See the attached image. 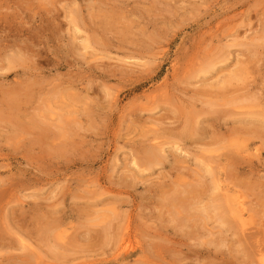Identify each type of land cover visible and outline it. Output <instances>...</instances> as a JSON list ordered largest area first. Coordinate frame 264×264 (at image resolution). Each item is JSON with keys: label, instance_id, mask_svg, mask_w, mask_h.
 Masks as SVG:
<instances>
[{"label": "rangeland", "instance_id": "374dc122", "mask_svg": "<svg viewBox=\"0 0 264 264\" xmlns=\"http://www.w3.org/2000/svg\"><path fill=\"white\" fill-rule=\"evenodd\" d=\"M258 243L264 0H0V264H256Z\"/></svg>", "mask_w": 264, "mask_h": 264}, {"label": "bare ground", "instance_id": "6f19581e", "mask_svg": "<svg viewBox=\"0 0 264 264\" xmlns=\"http://www.w3.org/2000/svg\"><path fill=\"white\" fill-rule=\"evenodd\" d=\"M71 114V113H70ZM257 151V150H256ZM212 169V168H211ZM210 169V170H211ZM208 172H210V171H208ZM213 174H214V176H215V173L213 172ZM212 175V174H211ZM198 182V181H197ZM188 183V182H187ZM218 183V182H217ZM217 183H215V185H216V189H218L219 191L218 192H221L219 195H217V197L218 198H216L217 199V203H218V205H219V209L222 211V209L224 210L223 212L225 213V210L227 211V213H228V218L227 219H225L224 217L225 216H227V214L225 215V216H222L221 218H220V216H219V219H218V217H217V221L218 220H223V218H224V220H226L225 222H228V224L230 225V227H231V230H232V234L233 235H236V236H238V238H239V243L240 244H243L244 242H247V241H249V240H252V239H254L255 238V233L254 234H252L251 232L249 233V232H246V228H245V226L247 225V222L244 220V214H243V211H244V203L242 202V200H241V197L239 196V195H236V194H230L229 193V190L227 189V188H223L222 186H220L219 184H217ZM192 184V183H191ZM198 184H201V182L200 183H197L196 185L195 184H193L194 186H193V188H196L197 187V185ZM177 185V184H176ZM183 185V184H182ZM189 185V184H188ZM179 186V185H178ZM177 186V187H178ZM191 186V185H190ZM196 186V187H195ZM180 187V186H179ZM198 187H200L199 185H198ZM177 190H178V188H176ZM184 189V191H185V188H183ZM197 189V188H196ZM196 189H194L193 191L195 192V194L196 193H198L199 192V190L197 191ZM200 189V188H199ZM179 190H180V188H179ZM179 190H178V192H179ZM189 190V189H188ZM188 190H187V192H183V194H185L186 193V195L188 194V197H191V195L188 193ZM197 191V192H196ZM173 192V191H172ZM174 194L172 195V196H176V194H175V192H173ZM180 193H181V191H180ZM180 193H178V194H180ZM191 194H192V192H191ZM194 194V195H195ZM190 195V196H189ZM180 197V200L179 201H181V203L185 200L184 199V195H183V201H182V199H181V195H179ZM192 196H193V194H192ZM197 196V195H196ZM173 198H175V199H177L178 198V196H176V197H173ZM174 199V200H175ZM199 198H197V200H198ZM215 198L213 199L214 201L216 200ZM170 200V199H169ZM189 201H190V204H189V207H187V206H185L183 203H182V206H184V207H186V209L190 212V211H195L196 209L198 210V209H200V211L201 212H204L205 210H207V209H209V210H211V211H213V209L212 208H215V207H212V208H210V207H203V206H205V205H203V206H199V204H200V200H198V202H196V201H193V202H191V198H189ZM185 202V201H184ZM221 202L222 203H224V205L226 206V209H224V207H222V204H221ZM176 202H174V207H176V204H175ZM214 203L215 202H213L212 204L214 205ZM105 204V203H104ZM103 204V205H104ZM210 204V203H209ZM208 204V205H209ZM211 204V205H212ZM171 206V205H170ZM178 206H179V204H178ZM197 206H199L200 208H198ZM216 208H218V207H216ZM222 208V209H221ZM172 209V208H171ZM218 209V210H219ZM196 210V211H197ZM208 211V210H207ZM175 212H176V210H175ZM175 212H174V214H175ZM181 213H183L182 211H180ZM179 212V213H180ZM214 212V211H213ZM219 212V211H218ZM178 213V214H179ZM191 213V212H190ZM204 213H206V212H204ZM209 213L210 212H208V215H209ZM221 213V212H220ZM176 214H177V212H176ZM211 214V213H210ZM216 214V213H215ZM185 215V214H184ZM183 216V215H182ZM201 215H200V212H199V217H200ZM214 216V215H213ZM216 216V215H215ZM43 217H45V216H43ZM61 217V216H60ZM183 217H186V215L185 216H183ZM35 218V217H34ZM38 218V217H37ZM48 218H50V217H48ZM187 218V217H186ZM194 218V217H193ZM193 218L192 219H190V220H193ZM204 218V217H203ZM206 218V217H205ZM204 218V219H205ZM211 218H213V217H211ZM182 219V218H181ZM180 219V220H181ZM216 219V218H215ZM51 220V219H50ZM53 220H55L56 221V219H53ZM52 220V221H53ZM189 220V219H188ZM201 220H202V218H201ZM223 220V221H224ZM36 221H38L39 222V220L37 219ZM44 221V220H43ZM178 221H179V218H178ZM186 221H187V219H186ZM220 221V222H221ZM45 222V221H44ZM180 222V221H179ZM219 222V221H218ZM51 223V222H50ZM53 223H55L54 221H53ZM56 223L57 224H59L60 222H57L56 221ZM110 223V222H109ZM130 222H128L127 224H126V226H125V231H124V233L120 236V239L118 240L119 242H117V245H116V248H115V253H114V255H115V257H123V258H125L126 256H128V255H130L129 254V251H128V249H129V239H130V224H129ZM222 223H224V222H222ZM52 224V223H51ZM221 224V223H220ZM225 224V223H224ZM43 225V224H42ZM45 225V224H44ZM53 225V224H52ZM48 226V224L46 223V226H44V227H47ZM51 226V225H50ZM49 226V228H51ZM106 226H107V224H106ZM187 228L189 227L188 225L186 226ZM39 228H41V227H39ZM48 228V227H47ZM53 228V227H52ZM45 229V228H44ZM55 229H57L56 227L54 228V230ZM104 230V229H103ZM226 230L229 232V229H227V227H226ZM38 231V230H37ZM51 231V230H50ZM226 231V232H227ZM42 232V231H41ZM253 232H254V230H253ZM45 233V232H44ZM50 233V232H49ZM45 235V234H44ZM65 235V234H64ZM37 236H39V235H37ZM42 236H43V232H42ZM46 236V235H45ZM44 237V236H43ZM43 237H42V241H43ZM35 238H37V237H35ZM70 238H72V237H70ZM47 239V238H46ZM45 239V240H46ZM57 239V238H56ZM38 240V239H37ZM36 240V241H37ZM243 241V243H241ZM55 243V242H54ZM54 243H52V245L54 244ZM250 243V242H249ZM22 245V244H21ZM55 245V244H54ZM51 246V245H50ZM56 246H60L59 244H57ZM62 246V245H61ZM241 246V245H240ZM248 245H246L245 244V248L247 247ZM31 246H25L24 245V247H23V249H25V250H30L31 252H34V248L33 247H31ZM53 247H55V246H53ZM63 247V246H62ZM62 247H60L61 248V252L60 253H58V255H57V257L59 256V254H61L62 255V252H64L65 253V251H67L68 252V250L67 249H65V248H62ZM239 247V246H238ZM250 247V246H249ZM51 248V247H50ZM49 248V249H50ZM72 248V247H71ZM215 248H217V247H215ZM244 248V249H245ZM243 249V248H242ZM243 249V250H244ZM254 250H253V255H254V257H255V259L257 260L256 261V264H264V252H262V248H260V243H258L257 245H255L254 246V248H253ZM50 250H52V248L50 249ZM54 250V249H53ZM72 250V249H71ZM239 250V249H238ZM242 250V252L244 253V254H247L248 256H250V254H251V252H250V250L248 251L247 249H246V251H243ZM51 252H53V251H51ZM56 252V251H55ZM55 252H53V253H55ZM66 252V253H67ZM29 253V252H28ZM66 253L64 254L65 256H63L64 257V259H65V257L67 258V256H66ZM56 254V253H55ZM54 254V255H55ZM70 254V253H69ZM69 254H68V256H69ZM72 254V253H71ZM243 254V255H244ZM33 255V254H32ZM35 255V254H34ZM37 255V254H36ZM53 254H51V256H52ZM53 255V256H54ZM61 255H60V259L62 258L61 257ZM31 255H29L28 254V257H29V259L30 260H32L33 258L32 257H30ZM52 256V257H53ZM56 257V258H57ZM59 258H58V260H59ZM64 259H63V261H64ZM4 260V258H1L0 259V261H3ZM30 260H28V261H30ZM66 260V259H65ZM59 261H62V260H59ZM9 263V262H8ZM1 264H2V262H1Z\"/></svg>", "mask_w": 264, "mask_h": 264}]
</instances>
